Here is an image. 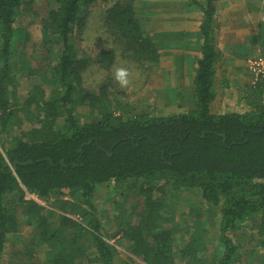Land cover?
I'll list each match as a JSON object with an SVG mask.
<instances>
[{
  "label": "trees",
  "instance_id": "16d2710c",
  "mask_svg": "<svg viewBox=\"0 0 264 264\" xmlns=\"http://www.w3.org/2000/svg\"><path fill=\"white\" fill-rule=\"evenodd\" d=\"M34 1L0 0V264L8 241L20 236V223L31 231L18 237L20 247L11 254L20 256L19 264H114L116 249L102 234L94 201L99 187L110 185L142 196L143 208L132 210L134 223L121 229L130 253L142 263L264 264V80L242 98L245 111L212 110L221 59L219 0H191L201 12L191 108L164 117L124 110L111 97L110 84L96 91L80 87L90 63L109 69L118 57L144 71L159 64L169 47L164 38L171 35L152 33L135 0H46L42 16L33 11ZM99 2L110 47L90 58L80 42L90 8ZM25 13L40 24L44 55L36 64L49 60V67L34 69L24 51L29 35L18 20ZM20 78L32 83L22 102ZM18 111L33 125L16 134ZM181 190H197L219 216L209 259L201 253L205 242L199 234L182 247L174 243L175 225L163 216L166 192L174 197ZM27 195L52 199L54 211ZM248 223L256 231L255 246L241 254Z\"/></svg>",
  "mask_w": 264,
  "mask_h": 264
},
{
  "label": "rangeland",
  "instance_id": "374dc122",
  "mask_svg": "<svg viewBox=\"0 0 264 264\" xmlns=\"http://www.w3.org/2000/svg\"><path fill=\"white\" fill-rule=\"evenodd\" d=\"M165 0H135V7L137 8L138 14H141L142 9L148 12V17H156L161 22L158 28L166 29L168 32L160 31V33H170L171 37L167 40V45H176L179 47H185L183 50L178 52V55L183 56L182 60L177 63L174 61L175 54H171L166 51H162L161 59L156 67L152 70L144 71L142 68H138L137 65L129 60H121L117 57L115 62L111 65L109 69H104L97 64L90 63L87 69L81 74V89L83 90H94L96 91L99 86L105 84H110L109 88L111 97L114 100L119 99L123 104V109L131 113H138L141 110H147L151 115L164 117L174 114L184 113L191 108L190 99V83L192 82L194 71L196 68L195 57H198V48L196 45L197 36L196 33L185 31H180V33H175L171 31L173 25L176 26L178 23L173 19L176 15L180 17L189 18L193 25H196L197 15L191 13L190 16H182L181 12H186L188 15V8L177 5L180 1L176 2H164ZM46 0H35L31 5L33 11L39 12L42 16L46 11ZM184 8H187L184 10ZM103 11V4L101 2L95 4L90 8V14L87 16L86 27L83 31L82 40L80 42V49L85 52L88 57L93 58L100 49L110 47L107 42V37L104 35V30L101 25V16ZM226 11V10H225ZM180 12V13H179ZM32 14H22L18 20V26L25 29L29 35V40L25 44V49L27 54L32 58L33 68H37L43 64V66L49 67V60L37 65V61L41 60V55H44L40 46V24L38 18L33 19ZM222 16V15H221ZM225 17V16H223ZM173 20V24H170V20ZM252 17L248 15V19H244L239 23L236 28L233 24L227 23L220 17L221 25L224 27L229 24L228 30L226 32L227 37L225 41L227 44L234 45V43L239 42L245 35L248 37L244 41H240V44L247 45L250 43V38L254 37L259 42L260 45L256 46V51H251L248 49L243 52V57L233 60H229L231 57L230 51L220 50L221 47L217 45L218 36L216 35V46L221 52V59L217 65L216 82L218 86V93L216 99L213 101L211 108L214 112H242L247 109L245 102L242 98L246 94L252 93L253 89L256 87L258 82L264 80V27L256 30V25L258 22L260 26L264 24V18L253 14ZM180 23V22H179ZM246 24V29H241L242 24ZM218 24V23H217ZM192 25V26H193ZM238 27V28H237ZM159 29H151V32ZM190 30V29H189ZM237 30V32L235 31ZM178 32V31H177ZM256 32V34H255ZM173 33V34H172ZM174 33L176 35H174ZM244 33V34H240ZM156 34V32H154ZM193 42L195 45L192 46ZM262 44V45H261ZM240 50H237V53ZM228 62L227 63V58ZM175 62V63H174ZM117 67H124L131 73V85L126 89H121L114 79V72ZM46 70H48L46 68ZM39 81V79L37 80ZM226 82L229 86L227 88H219V83ZM32 87L30 80L26 78L19 79V85L17 87L18 99L23 101L24 94ZM264 97V95H263ZM18 101V102H19ZM83 112V111H81ZM18 121L20 120V129H16L17 134L20 130H27L33 124L30 117H26L21 111L17 112ZM14 135V134H12ZM169 189V188H167ZM123 194L113 185L110 186H100L97 190L94 201L97 206L96 213L97 218L102 226V234L112 242L116 249V254L114 257V264H144L140 259L134 257L129 251V244L127 241L122 239V230L126 224H133L134 220L130 217L135 214L132 212L133 208L140 210L143 208L142 196L135 190L129 188H123ZM156 196V194H155ZM165 206L167 207V212L164 213V218L170 221V224L175 225L173 230L174 243H180L181 247L183 244L199 234V237L204 241V249L201 253L206 258H211L214 253L216 238H217V221L218 217L215 212L208 210L205 204L199 199V193L197 190H181L174 197L171 193L166 192ZM33 198L42 207L47 208V210H53L54 208L50 206V201H41L36 197L27 195V199ZM68 199L69 198H65ZM54 211V210H53ZM217 211V210H215ZM55 212L60 214L58 210ZM201 213V214H199ZM198 215V217H197ZM136 221V219H135ZM168 224V223H167ZM20 236H16L17 240L10 239L8 241L6 248L4 250L3 264H19V255L13 258L11 254L13 251H18L20 247L19 238H27L31 229L25 226L23 223L19 225ZM250 224L248 223L246 229L244 230V241H242L243 246L239 252L241 254L246 251H250V248H254L255 242L251 241V235L255 234L256 231L250 229ZM195 240V239H194ZM13 242V243H12ZM255 252L259 253L260 249H254ZM44 251H38L36 255L37 261H43ZM216 252V251H215ZM7 255V257H6ZM9 256L12 260H9ZM25 259V258H24ZM247 257L243 262H247Z\"/></svg>",
  "mask_w": 264,
  "mask_h": 264
},
{
  "label": "crops",
  "instance_id": "0c3cea01",
  "mask_svg": "<svg viewBox=\"0 0 264 264\" xmlns=\"http://www.w3.org/2000/svg\"><path fill=\"white\" fill-rule=\"evenodd\" d=\"M144 1H149V0H144ZM171 1L173 3L176 2V0H165L164 2H171ZM181 4H182V7L188 8V15L186 14V12H181L182 16H190L191 13H194L197 15L196 25H193L192 21L188 20L189 18L187 19L184 17H180V15H176V16H173V17H175L173 19H177L176 21L178 23L176 24V26L173 25V28L171 29V31L177 30L178 32L175 31V33H180V31L184 30L183 32L190 31L191 33L192 32L196 33L198 31L200 19H201L200 10H198V7L196 5L191 4V0H184V1H180L179 3H177V5H181ZM187 8H184V10H186ZM253 14L260 16V18H264V0H219V2L217 3L216 22L218 23V29L216 30V35L218 36V40H219L217 45L221 47L220 50H223V51L225 50V52L230 51L231 57H229V60L231 62L233 60L239 59V57H241V56L243 57V52L248 50V49L251 51V53H253V51H256V46H259L260 42L256 38L251 37L249 44H247V45H243L242 43L240 44V41H242V40L244 41L246 38H248L245 35L244 37H242V39H240L239 42L234 43L235 46L227 44L225 41V38L230 33L229 32L228 34H226L227 30L229 29L228 28L229 24H226L223 27L221 25L220 17L222 19L224 18V20H227L229 17V20L227 23L233 24V27L236 28V26L239 23L244 22L242 20L248 19V15H250V17H252L251 19H252V23H253V21H254ZM223 16H225V17H223ZM142 17L149 19L148 25L151 29H153V28L159 29V30H156L154 32H156V33L160 32V31L168 32V30H166V29L158 28V25L160 23L165 24V22H161L156 17H148V14H145V13H142ZM167 20H170V18H168ZM173 22H175V21L170 20V24H173ZM245 26H246V24L244 23L239 28H241V29L249 28L248 24H247V27H245ZM263 27H264V24H262V26H260V23L258 22V25H256V28H257L256 30L260 31V28H263ZM262 30H264V29H262ZM235 31L237 32V30H235ZM240 34H244V33H240ZM255 34H256V32H255ZM191 43H192V46L195 45L193 42H191ZM195 46H194V48H195ZM184 48H186V46L183 47V49ZM180 49H182V47H179V46L172 44V45H170V47L166 48V50H164V51L169 52L171 54L172 53L175 54L176 56L173 59L177 63L179 60H182V58H184L183 56L178 55V52L181 51ZM238 49L240 51L237 53ZM227 63L229 64L228 58H227ZM42 254H44V252ZM3 256H4V254H3ZM6 257H7V255H6Z\"/></svg>",
  "mask_w": 264,
  "mask_h": 264
},
{
  "label": "clouds",
  "instance_id": "9594fccd",
  "mask_svg": "<svg viewBox=\"0 0 264 264\" xmlns=\"http://www.w3.org/2000/svg\"><path fill=\"white\" fill-rule=\"evenodd\" d=\"M114 79L121 89H126L131 85V73L127 68L117 67L114 72Z\"/></svg>",
  "mask_w": 264,
  "mask_h": 264
}]
</instances>
